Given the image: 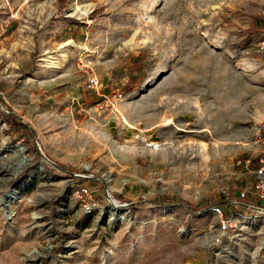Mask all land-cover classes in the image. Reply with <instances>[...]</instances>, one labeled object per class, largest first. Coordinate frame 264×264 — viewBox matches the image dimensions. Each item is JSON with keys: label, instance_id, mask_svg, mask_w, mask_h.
I'll return each instance as SVG.
<instances>
[{"label": "rangeland", "instance_id": "1", "mask_svg": "<svg viewBox=\"0 0 264 264\" xmlns=\"http://www.w3.org/2000/svg\"><path fill=\"white\" fill-rule=\"evenodd\" d=\"M263 40L264 0H0V264H264Z\"/></svg>", "mask_w": 264, "mask_h": 264}, {"label": "built area", "instance_id": "2", "mask_svg": "<svg viewBox=\"0 0 264 264\" xmlns=\"http://www.w3.org/2000/svg\"><path fill=\"white\" fill-rule=\"evenodd\" d=\"M260 49L264 50V40L260 44ZM98 86V78L94 75L89 76L86 81V88L89 90H95L98 88ZM260 140H262L261 137L256 139L255 142L258 143ZM236 164L246 170L252 169L253 173L252 181L247 184L245 190H243L239 196L242 199H246L248 203L250 202L249 198L251 197L258 202H264V151L260 152V154H258L255 158H245L243 160H238L236 161ZM78 193L80 196L85 198L91 197V191L85 186H81ZM246 206L250 205L246 204ZM213 209L219 213L221 231L227 230L229 227V220L222 217L223 213L221 212L219 206H215Z\"/></svg>", "mask_w": 264, "mask_h": 264}, {"label": "bare ground", "instance_id": "3", "mask_svg": "<svg viewBox=\"0 0 264 264\" xmlns=\"http://www.w3.org/2000/svg\"><path fill=\"white\" fill-rule=\"evenodd\" d=\"M64 57V56H63ZM171 123V119H164L162 122H161V126L163 125H168ZM12 148L14 149V151L16 150H21V147L19 145L17 146H12ZM22 151V150H21ZM17 152V151H16ZM20 153V152H19ZM24 161V160H23Z\"/></svg>", "mask_w": 264, "mask_h": 264}, {"label": "crops", "instance_id": "4", "mask_svg": "<svg viewBox=\"0 0 264 264\" xmlns=\"http://www.w3.org/2000/svg\"><path fill=\"white\" fill-rule=\"evenodd\" d=\"M262 151H264V150H262ZM259 205H260L261 207H264V202H259Z\"/></svg>", "mask_w": 264, "mask_h": 264}, {"label": "trees", "instance_id": "5", "mask_svg": "<svg viewBox=\"0 0 264 264\" xmlns=\"http://www.w3.org/2000/svg\"><path fill=\"white\" fill-rule=\"evenodd\" d=\"M213 205H218V204H213Z\"/></svg>", "mask_w": 264, "mask_h": 264}]
</instances>
